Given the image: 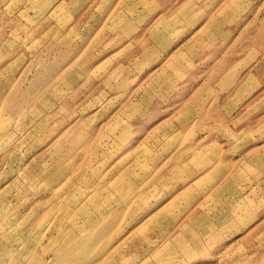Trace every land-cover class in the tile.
<instances>
[{
	"label": "rangeland",
	"instance_id": "obj_1",
	"mask_svg": "<svg viewBox=\"0 0 264 264\" xmlns=\"http://www.w3.org/2000/svg\"><path fill=\"white\" fill-rule=\"evenodd\" d=\"M263 144L264 0H0V264H264Z\"/></svg>",
	"mask_w": 264,
	"mask_h": 264
},
{
	"label": "crops",
	"instance_id": "obj_2",
	"mask_svg": "<svg viewBox=\"0 0 264 264\" xmlns=\"http://www.w3.org/2000/svg\"><path fill=\"white\" fill-rule=\"evenodd\" d=\"M258 129H259V127H258ZM253 151H255L254 152L255 154H257V153H264V144L262 146L256 145V147L253 149ZM246 158L247 157H243L242 156L241 158H238L235 161L236 162H239V163H242V162H244V160ZM226 159L234 160V159L229 158V157L228 158L226 157ZM227 172H228V169L224 170V181L223 182L226 185H228V179H229V176H230ZM246 172H248V171H246ZM245 173L242 174V175H240L239 177H237V178H235L233 180V185L236 186V188L239 189V186L244 183V181L246 179ZM256 179H257L256 183H260V184L262 182L264 183V180L261 177L259 178V176H257ZM240 196L241 197H244V198H248V194H246V193L243 194V191H240ZM224 211H225V214H224L223 226H224V232H225V234H229L232 237L233 236L232 234L235 232L236 229L239 230V229H242L243 228L242 231L245 229L243 232L246 233V236H247L248 232L250 231L249 230V227H248L249 223H245L244 220H242L240 218V216L235 213V211L232 209L231 205L229 206V204L226 205V208H225ZM245 212H246V214H248V210L247 209L245 210ZM191 214H187V215L186 214L185 215L180 214V216L177 218L179 220L176 219V221L174 222L175 223V226H173L174 229L175 230H178L177 225L180 222V220H182L183 218L189 217ZM210 217L212 218V220L214 221V223L218 224V221L213 218L212 214H210ZM244 233H242V236H241V238L239 240H236V242L238 243V245H232V244H230V246H229V244L228 245L220 244V246H221L220 248H224L225 250H229V249H233L236 246H239L241 244H244V242H246V238H245V236H243ZM206 243H207V245H208V247L210 249L216 248L218 246V243H216V242H210V243H208V241L206 240ZM223 243H224V241H223ZM198 261H201V259L198 260ZM232 262L233 261H231V263Z\"/></svg>",
	"mask_w": 264,
	"mask_h": 264
}]
</instances>
